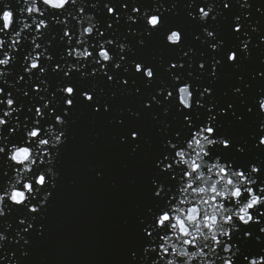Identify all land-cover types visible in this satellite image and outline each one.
I'll use <instances>...</instances> for the list:
<instances>
[{
	"label": "snow or ice",
	"instance_id": "obj_1",
	"mask_svg": "<svg viewBox=\"0 0 264 264\" xmlns=\"http://www.w3.org/2000/svg\"><path fill=\"white\" fill-rule=\"evenodd\" d=\"M256 49L264 52V3L252 0H0V250L16 245L11 264H27L45 234L78 108L108 116L130 154L147 155L127 264H264V158L252 155L264 153V116L247 138L226 130L264 113V87L245 99L252 80L264 81V55L245 75ZM124 96L135 105L117 108ZM19 150L26 159H15ZM14 171L23 179L9 185Z\"/></svg>",
	"mask_w": 264,
	"mask_h": 264
},
{
	"label": "water",
	"instance_id": "obj_2",
	"mask_svg": "<svg viewBox=\"0 0 264 264\" xmlns=\"http://www.w3.org/2000/svg\"><path fill=\"white\" fill-rule=\"evenodd\" d=\"M15 2V0H13ZM254 5L264 0H252ZM260 49L254 51V61L245 68L246 78L259 66ZM9 83L12 77H5ZM22 83V82H21ZM232 78L226 77L218 85V98L225 100ZM5 85L0 82V87ZM20 86V85H18ZM264 87L259 77L252 80L246 90V103L251 104L257 90ZM9 90V89H6ZM136 103L134 97H118L117 108L126 109ZM238 111L244 107L236 101ZM127 117V112L121 113ZM258 109L246 117L244 126H226L231 134L248 137L258 131ZM147 135H153L151 121L143 123ZM119 127L108 123V116L100 117L86 108H78L67 130V141L61 147L55 170L59 176L56 187L47 201V210L42 223L43 237H34L27 264H127V247L135 233L136 217L145 204L149 169L144 152L130 154L129 148L119 142ZM257 158L264 153L254 152ZM97 172L100 173L97 176ZM41 197L38 195L37 199ZM10 203V202H9ZM9 223L15 226V216ZM11 232V230H9ZM16 245L8 244L0 250L4 260L11 264L14 257L8 252Z\"/></svg>",
	"mask_w": 264,
	"mask_h": 264
},
{
	"label": "clouds",
	"instance_id": "obj_3",
	"mask_svg": "<svg viewBox=\"0 0 264 264\" xmlns=\"http://www.w3.org/2000/svg\"><path fill=\"white\" fill-rule=\"evenodd\" d=\"M55 2H59V0H55ZM172 40H176V35L173 34V36L171 37ZM183 99H184V103L187 104L188 103V99H189V93H188V90L187 88L185 87V89L183 90ZM259 100L261 102H264V96L262 97H259ZM262 127H264V125H262ZM200 143H204V141H201ZM203 150V149H201ZM15 159L16 160H24L27 158V153L24 151V150H19V151H16L15 154ZM22 177L20 178V180H17L16 178V175H15V171L13 172V181L9 182V185H11L12 183H18V182H21L22 181ZM8 192L9 193H12V188L11 186H9L8 188ZM4 194L3 193H0V197H2ZM42 195H47L46 193H43ZM13 199L14 200H21L23 199V195L19 192H16L13 194ZM255 201V198L253 197V200L251 202H254ZM244 215H247V211H246V206L244 208ZM252 259V258H250ZM255 259H260L259 257L255 258ZM5 264H7V261L5 262Z\"/></svg>",
	"mask_w": 264,
	"mask_h": 264
}]
</instances>
